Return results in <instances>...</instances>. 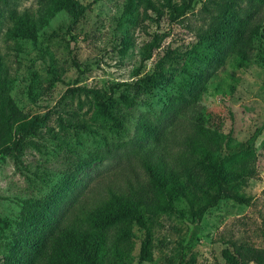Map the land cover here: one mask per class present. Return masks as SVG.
Returning <instances> with one entry per match:
<instances>
[{
    "label": "rangeland",
    "instance_id": "obj_1",
    "mask_svg": "<svg viewBox=\"0 0 264 264\" xmlns=\"http://www.w3.org/2000/svg\"><path fill=\"white\" fill-rule=\"evenodd\" d=\"M75 1L77 9L68 13L56 9V0H0L1 86L28 118L41 117L17 151L0 154L2 218L14 220L30 198H45L55 213L71 216L104 199L108 189L124 193L128 182L142 183L136 123L161 119L178 92L187 97L180 85L199 69L207 77L194 99L179 111L172 108L161 122L171 152L195 125L234 143L245 141L264 120V49L257 56L251 50L246 60L229 52L217 67L209 65L211 40L203 33L209 14L201 11L206 0H192L176 20L150 11L144 16L140 7L126 13L124 0ZM237 1L244 6L248 0ZM23 13L39 18L34 39L7 31ZM258 21L264 22V4L253 7L241 37L247 38ZM76 86L97 88L115 100L112 111L123 129L111 131L94 115L89 96L68 91ZM121 95L131 104L124 105ZM252 146L254 175L235 183L247 201L221 198L205 210L185 264H227L221 251L239 243L264 248V128ZM89 157L95 158L78 168ZM10 226L15 228L13 222ZM192 227L188 215H160L152 227V259L139 263L134 255L141 233L133 227L130 264H175ZM12 239L0 224V256Z\"/></svg>",
    "mask_w": 264,
    "mask_h": 264
},
{
    "label": "trees",
    "instance_id": "obj_2",
    "mask_svg": "<svg viewBox=\"0 0 264 264\" xmlns=\"http://www.w3.org/2000/svg\"><path fill=\"white\" fill-rule=\"evenodd\" d=\"M191 1L124 0L123 9L130 14L140 7L144 16H149L147 11H150L156 18L166 14L176 20L190 8ZM258 4H264V0H248L244 6L237 0H206L202 4L201 11L209 14L203 30L211 40L209 65L214 63V68L217 67L229 52L246 60L251 50L256 51V56L263 51L264 22H256L247 38L241 37L243 24ZM55 7L68 13L77 9L75 0H56ZM36 20L39 18L28 13L19 14L7 31L14 36L34 39ZM2 68L0 62V72ZM206 77V70L199 69L180 85L187 97L178 92L165 104L161 119L136 123L135 139L142 148L140 165L146 177L142 183L134 186L128 182L124 193L108 189L104 199L91 207L78 208L71 216L65 215V211L55 213L56 206L45 198L25 199L14 220L0 217V224L13 235V244L0 256V264H130L134 256L138 263L150 261L152 227L162 214L188 215L193 222L175 263L185 264L184 257L192 247L205 210L215 206L221 198L238 203L247 201L236 192L235 183L254 175L252 143L264 128L263 120L245 141L229 143L216 131L198 124L177 142L180 147L176 152H171L161 122L168 119L172 108L176 106L179 111L182 104L191 102ZM2 80L0 76V154H7L17 151L24 138L36 131L41 117L28 118L1 86ZM68 91L89 96L94 115L111 131L123 129L119 117L112 111L116 101L106 99L104 92L81 86ZM119 99L124 105L131 104L126 96L121 95ZM76 127L90 130L84 123H76ZM221 142H224V152H221ZM94 158L80 162L78 168ZM11 222L15 224L13 230ZM133 227L141 233L134 256L131 254V237L136 235ZM221 255L227 264H264V248L249 243L235 244L232 250L225 248Z\"/></svg>",
    "mask_w": 264,
    "mask_h": 264
}]
</instances>
